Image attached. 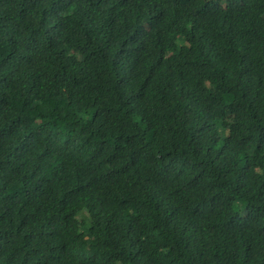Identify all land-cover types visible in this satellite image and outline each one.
I'll list each match as a JSON object with an SVG mask.
<instances>
[{
    "label": "trees",
    "instance_id": "16d2710c",
    "mask_svg": "<svg viewBox=\"0 0 264 264\" xmlns=\"http://www.w3.org/2000/svg\"><path fill=\"white\" fill-rule=\"evenodd\" d=\"M0 264H264V0H0Z\"/></svg>",
    "mask_w": 264,
    "mask_h": 264
}]
</instances>
